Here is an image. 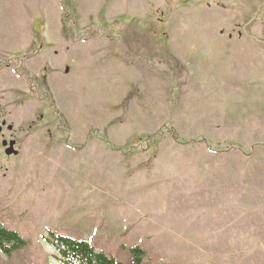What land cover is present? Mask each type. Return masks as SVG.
Returning a JSON list of instances; mask_svg holds the SVG:
<instances>
[{
    "label": "rangeland",
    "instance_id": "obj_1",
    "mask_svg": "<svg viewBox=\"0 0 264 264\" xmlns=\"http://www.w3.org/2000/svg\"><path fill=\"white\" fill-rule=\"evenodd\" d=\"M262 205L264 0H0V222L31 240L1 264H59L48 229L123 264H264L214 239Z\"/></svg>",
    "mask_w": 264,
    "mask_h": 264
},
{
    "label": "trees",
    "instance_id": "obj_2",
    "mask_svg": "<svg viewBox=\"0 0 264 264\" xmlns=\"http://www.w3.org/2000/svg\"><path fill=\"white\" fill-rule=\"evenodd\" d=\"M46 242L56 251L59 264H123L85 240L58 235L48 229ZM31 245V240L17 229L0 222V264L2 257L12 258ZM130 257V264H171L168 261L153 263L147 251L140 246H121Z\"/></svg>",
    "mask_w": 264,
    "mask_h": 264
},
{
    "label": "crops",
    "instance_id": "obj_3",
    "mask_svg": "<svg viewBox=\"0 0 264 264\" xmlns=\"http://www.w3.org/2000/svg\"><path fill=\"white\" fill-rule=\"evenodd\" d=\"M245 188L250 189L248 187H245ZM236 191L240 192L239 188H236ZM237 206H239V203H237ZM262 206H264V205H262ZM236 224L239 225L238 223H236ZM216 230L221 231L219 233L221 236L216 235V237L214 238L217 241H239V240H243V241H249V240L264 241V226L258 227L257 229H252L253 232H249L250 229H247V232H242V233H240L241 228L239 229L238 226H237V228H232L230 225H226V226H222V227L217 225ZM183 239L196 240L197 238L186 237ZM207 239H213V238H207Z\"/></svg>",
    "mask_w": 264,
    "mask_h": 264
}]
</instances>
